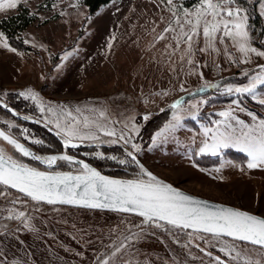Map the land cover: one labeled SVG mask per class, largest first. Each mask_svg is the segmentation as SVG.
<instances>
[{
    "label": "rangeland",
    "instance_id": "obj_1",
    "mask_svg": "<svg viewBox=\"0 0 264 264\" xmlns=\"http://www.w3.org/2000/svg\"><path fill=\"white\" fill-rule=\"evenodd\" d=\"M247 1L261 20L255 31L248 9L230 0H113L91 16L82 0H0V19L22 6L36 17L20 34L29 50L0 33V96L28 101L63 143L111 160L119 178L156 183L149 172L226 204L214 176L240 180L230 173L240 168L253 181L248 169L264 152V118L254 112L264 117V0ZM165 110L144 145L140 129ZM0 123L29 143L58 146L29 136L4 111ZM108 145L120 148L113 154ZM8 146L0 139L8 159L46 170ZM227 149L244 153L246 166L226 157L209 168L193 162ZM53 171L85 170L58 159ZM225 263L264 264V249L142 216L42 204L0 186V264Z\"/></svg>",
    "mask_w": 264,
    "mask_h": 264
},
{
    "label": "water",
    "instance_id": "obj_2",
    "mask_svg": "<svg viewBox=\"0 0 264 264\" xmlns=\"http://www.w3.org/2000/svg\"><path fill=\"white\" fill-rule=\"evenodd\" d=\"M0 107L21 121H32L17 114L2 100ZM0 138L22 156L46 168L24 167L0 153V184L11 191L44 204L142 216L264 249V217L258 214L194 195L164 182L153 173L148 172V176L156 183L102 174L86 161L65 152L40 155L1 127ZM64 145L69 148L84 146L82 142L72 140ZM132 158L142 166L136 157ZM58 159L73 162L85 171H53Z\"/></svg>",
    "mask_w": 264,
    "mask_h": 264
},
{
    "label": "trees",
    "instance_id": "obj_3",
    "mask_svg": "<svg viewBox=\"0 0 264 264\" xmlns=\"http://www.w3.org/2000/svg\"><path fill=\"white\" fill-rule=\"evenodd\" d=\"M113 0H82V3L87 9L88 15L91 16L93 15L96 11H98L101 7L109 4ZM184 4L186 7L192 6L195 3H197L198 0H183ZM233 3H235L237 6H240L241 8H246L248 9L249 12V21L251 24V27L253 28L252 31H255L257 27L261 26V20L255 9L250 6L249 2L247 0H230ZM36 20V17L34 14H31L29 12V9L26 7H19L16 11L15 14H12L10 16H7L5 18L0 19V33H2L9 45L18 50V51H24V50H29V48L24 45L20 38L21 32H23L27 27L32 25ZM262 27V26H261ZM1 95V92H0ZM12 95V94H11ZM9 99V98H8ZM0 100L4 101L8 106H10L17 114L21 115L24 117V115L28 116V119H31V122H25L21 121L18 118L12 116L9 114L5 109L0 107V111H4L9 117H11L14 121H16L18 124L23 125L24 129L26 130V134L29 136H32L33 138H37L41 141H51L53 144H57V147H51L48 149L44 144H34V143H29L27 140H25L23 137L13 133L12 131H9V129L6 127L5 124L0 123V127L25 144L28 148L32 149L33 151L36 152H49V150H53L54 153H60L61 150L66 154L75 156L79 159H82L89 163L90 165L94 166L97 168L102 174L108 175V176H113V177H119L120 169L118 168L114 162H112L109 159L106 158H94V157H85L83 152L87 149L86 146H81L77 148H69L64 145V143L61 141L60 138L56 137L49 129V124L46 122L42 123L40 122L41 119L38 117H35L34 114L36 113L35 110L36 108L28 106L29 102L18 98V96L13 95L12 99H9V102L3 100L0 96ZM261 108H264V105H259ZM259 117L264 118L260 113H257L254 111ZM169 111L165 110L163 112H160L157 115L152 116L140 129L139 137L143 140L144 145L148 144V141L151 139L152 135L154 132H156L162 125L163 123L168 119L169 117ZM1 139V138H0ZM3 141V140H2ZM9 151L12 153L10 155H13L14 157H18L20 159H24L21 157V155L15 151V149L9 145ZM104 151L110 152V153H116L118 152V148L120 146H104L102 147ZM52 154V153H51ZM226 157L229 159H232L236 162H240V165L246 166V161H247V156L240 152L236 151L233 149H227L222 152V155H200V156H194L193 162L195 165L198 167L202 168H209L211 166L218 165L221 158ZM132 159V158H131ZM27 160V159H25ZM105 168L102 169L103 166ZM137 165V164H136ZM1 188L9 191V192H14L9 190L7 187L1 185ZM42 203V202H39ZM44 204V203H42ZM254 247V246H253ZM257 248V247H256ZM261 249V248H259Z\"/></svg>",
    "mask_w": 264,
    "mask_h": 264
},
{
    "label": "crops",
    "instance_id": "obj_4",
    "mask_svg": "<svg viewBox=\"0 0 264 264\" xmlns=\"http://www.w3.org/2000/svg\"><path fill=\"white\" fill-rule=\"evenodd\" d=\"M259 165L248 169V171L254 172L256 170L257 179L255 184L252 180H248L246 177V171L240 168L230 172L236 177H240V180L235 179L234 176L223 175L221 179L214 176V184L220 188V192L224 194L221 200L230 204L231 206L243 208L249 212L258 214L264 217V152L259 157ZM251 169V170H250ZM248 173V172H247ZM245 175V176H242ZM243 179V180H242ZM250 181V183H247ZM255 193L258 194L257 199Z\"/></svg>",
    "mask_w": 264,
    "mask_h": 264
}]
</instances>
